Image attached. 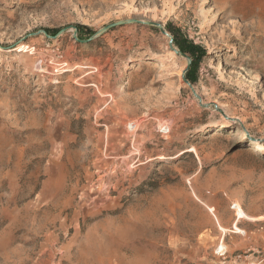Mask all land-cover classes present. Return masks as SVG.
<instances>
[{
    "label": "rangeland",
    "instance_id": "374dc122",
    "mask_svg": "<svg viewBox=\"0 0 264 264\" xmlns=\"http://www.w3.org/2000/svg\"><path fill=\"white\" fill-rule=\"evenodd\" d=\"M0 264H264V0H0Z\"/></svg>",
    "mask_w": 264,
    "mask_h": 264
},
{
    "label": "trees",
    "instance_id": "16d2710c",
    "mask_svg": "<svg viewBox=\"0 0 264 264\" xmlns=\"http://www.w3.org/2000/svg\"><path fill=\"white\" fill-rule=\"evenodd\" d=\"M78 37L82 39L83 33L87 38L92 35V30L85 26V25H76ZM167 30L171 33L173 37V44L174 46L181 52L189 55L191 58L190 66L186 72V78L190 83H194L197 80V69L198 64L201 61L202 57L205 55V51L199 47L198 45L194 44L192 41L182 37L178 34L175 29H170L167 27Z\"/></svg>",
    "mask_w": 264,
    "mask_h": 264
},
{
    "label": "water",
    "instance_id": "95a60500",
    "mask_svg": "<svg viewBox=\"0 0 264 264\" xmlns=\"http://www.w3.org/2000/svg\"><path fill=\"white\" fill-rule=\"evenodd\" d=\"M124 23H143V24H149V25H155L156 27H158L159 31L161 32V34L165 35L168 37V44H169V47L178 55L182 56V57H185L187 59V65L185 67V69L183 70V73H182V80L185 84H187L189 86V88L191 89V91L194 93V95L199 98V96L195 93L191 83L188 81V79L186 78V72L190 66V63H191V58L189 57V55L179 51L178 49L174 48L172 46V42H173V38L172 36H170L166 31L165 29L162 27V25L158 22H154V21H151V20H145V21H142V20H138V19H135V18H131V19H124V20H119V21H116V22H112L110 24H107L105 25L104 27H102L101 29H99L96 34H100L108 29H111L115 26H118V25H121V24H124ZM71 28L73 29V32H74V38L76 40H79V41H82L81 39L77 38L76 37V33H77V28L75 26H71ZM64 30V29H62ZM90 39V38H89Z\"/></svg>",
    "mask_w": 264,
    "mask_h": 264
},
{
    "label": "built area",
    "instance_id": "2783aa9c",
    "mask_svg": "<svg viewBox=\"0 0 264 264\" xmlns=\"http://www.w3.org/2000/svg\"><path fill=\"white\" fill-rule=\"evenodd\" d=\"M135 121H129L127 123V129L131 130L133 128H135ZM160 132L163 134H167L170 130L169 126L166 123L161 124L160 128H159Z\"/></svg>",
    "mask_w": 264,
    "mask_h": 264
},
{
    "label": "bare ground",
    "instance_id": "6f19581e",
    "mask_svg": "<svg viewBox=\"0 0 264 264\" xmlns=\"http://www.w3.org/2000/svg\"><path fill=\"white\" fill-rule=\"evenodd\" d=\"M216 132V131H215ZM231 135V134H230ZM233 139V136L231 135L230 137H228V140H232ZM249 139H251V137L249 138ZM252 146H251V148H253V149H259V150H263V145H261V143L260 142H258V141H252Z\"/></svg>",
    "mask_w": 264,
    "mask_h": 264
}]
</instances>
